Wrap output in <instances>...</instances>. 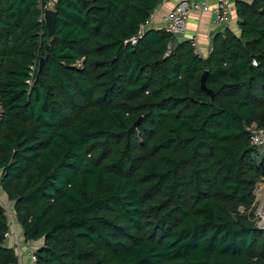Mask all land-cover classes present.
I'll return each mask as SVG.
<instances>
[{
  "label": "trees",
  "instance_id": "trees-1",
  "mask_svg": "<svg viewBox=\"0 0 264 264\" xmlns=\"http://www.w3.org/2000/svg\"><path fill=\"white\" fill-rule=\"evenodd\" d=\"M47 1L0 0V184L39 263L264 264V0L208 56L140 33L161 0H56L53 34Z\"/></svg>",
  "mask_w": 264,
  "mask_h": 264
},
{
  "label": "built area",
  "instance_id": "built-area-1",
  "mask_svg": "<svg viewBox=\"0 0 264 264\" xmlns=\"http://www.w3.org/2000/svg\"><path fill=\"white\" fill-rule=\"evenodd\" d=\"M56 0H48L42 11V18H45V10L54 8ZM201 8L203 11H212L214 15V21L217 23H229L232 17V0H218V4L213 8L210 7L208 0H202L200 4H191L189 0H179L178 3L172 8V10L164 17L162 28L168 33L176 36H185L189 30L188 14L192 7ZM153 14L145 25L142 26L140 33H142L147 25L151 22ZM133 42L137 41V37L132 38ZM195 48V51L202 54L200 49L199 39L197 35L190 39ZM251 130V142L253 145H264V128H259L256 124L249 127ZM1 174V173H0ZM4 190L0 184V205L4 210V214L8 220V230L5 233L6 241H11V247L15 248L18 263L22 264V256L28 259L27 264H40L39 256L37 254L38 245L36 241L26 240L24 237L23 229L18 221L17 213L14 208V203L10 201L7 196L3 195Z\"/></svg>",
  "mask_w": 264,
  "mask_h": 264
},
{
  "label": "crops",
  "instance_id": "crops-1",
  "mask_svg": "<svg viewBox=\"0 0 264 264\" xmlns=\"http://www.w3.org/2000/svg\"><path fill=\"white\" fill-rule=\"evenodd\" d=\"M179 0H161L155 11L152 13L153 18L146 29L162 28L164 17L172 10V8L178 3ZM191 4H200L202 0H189ZM211 8L218 4V0H208ZM236 0H232L233 13L231 21L229 23L219 24L214 21V15L212 11L205 12L201 8L192 7L188 14L189 30L185 36L180 37L181 39H191V37L197 35L199 39L200 49L203 56H208L212 46V39L216 32L223 31L229 27L234 31H240L238 22L239 16L237 14ZM250 1V0H249ZM6 194V193H5ZM11 242V241H10ZM39 244V242H37ZM11 247V244H7ZM24 262L27 264L28 259L23 257ZM22 259V260H23ZM22 262V261H21Z\"/></svg>",
  "mask_w": 264,
  "mask_h": 264
},
{
  "label": "rangeland",
  "instance_id": "rangeland-1",
  "mask_svg": "<svg viewBox=\"0 0 264 264\" xmlns=\"http://www.w3.org/2000/svg\"><path fill=\"white\" fill-rule=\"evenodd\" d=\"M255 192H256V199H255V202L252 206V208L254 209V217H255L254 220L256 221V223L259 226L264 227V180L259 181L257 183V187H256ZM3 195H5V197H6L5 193H3ZM6 244H11V242L6 241ZM22 258H23V256H22ZM22 264H26L24 262V259L22 260Z\"/></svg>",
  "mask_w": 264,
  "mask_h": 264
},
{
  "label": "water",
  "instance_id": "water-1",
  "mask_svg": "<svg viewBox=\"0 0 264 264\" xmlns=\"http://www.w3.org/2000/svg\"><path fill=\"white\" fill-rule=\"evenodd\" d=\"M44 20L47 24V27H48L50 34H53L55 32V26H56V21H57V11L54 8L46 9ZM43 63H44V59H41L40 68L43 66ZM206 77H207V73H205L201 78L202 87L206 91H208V93L213 94V91L210 90L206 85ZM242 209H243V207H242Z\"/></svg>",
  "mask_w": 264,
  "mask_h": 264
}]
</instances>
